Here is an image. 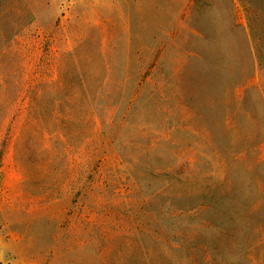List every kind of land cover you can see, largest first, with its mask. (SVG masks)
<instances>
[{
	"label": "rangeland",
	"instance_id": "374dc122",
	"mask_svg": "<svg viewBox=\"0 0 264 264\" xmlns=\"http://www.w3.org/2000/svg\"><path fill=\"white\" fill-rule=\"evenodd\" d=\"M28 1L0 37L27 71L0 67V264H179L171 246L210 214L164 185L197 193L198 158L264 204V0ZM96 49L108 75L88 137L80 107L32 79Z\"/></svg>",
	"mask_w": 264,
	"mask_h": 264
},
{
	"label": "trees",
	"instance_id": "16d2710c",
	"mask_svg": "<svg viewBox=\"0 0 264 264\" xmlns=\"http://www.w3.org/2000/svg\"><path fill=\"white\" fill-rule=\"evenodd\" d=\"M239 1L244 3L247 9L254 3V0ZM29 5L33 6L28 0H0V37L6 39V42L9 39L8 32L17 26H24L27 18L31 16L32 9L28 7ZM88 39V37L81 39L77 49ZM142 62L143 60H140L138 66L141 67ZM47 64L49 67L43 74L35 71L36 75L32 82L47 87L45 91L51 95L50 101L63 103L70 111L80 107L85 122L84 132L89 137L94 131L99 95L108 75L103 55H99L97 49L94 50V55H50ZM0 67L6 69L13 77L22 78L27 73L22 55L15 54L10 45L0 54ZM140 71L137 70L138 75L141 74ZM162 81L163 75L158 73L157 84ZM7 84L15 90L16 85L13 81H7ZM161 141L166 143L168 140ZM158 147L156 144L154 149ZM177 152L167 151L172 158L167 167L174 168L173 159ZM198 160L201 161L203 171L197 173L196 177L205 184L197 193L191 191L179 193L174 190V183H170V180L165 181L167 183L164 189L167 196L186 200L193 196L201 197L205 201L199 203V211H195L196 214L204 212L210 214L192 226L193 229L203 232L202 234L191 237L179 236L177 245L171 246L173 255L179 258V264H264V216H261L264 204L249 200L247 196L250 193L249 187L245 188V194L242 195L240 189L232 183L220 178L214 180V171H204V165L208 164L209 160L206 158ZM179 210L181 211L178 213L171 212V216H178L191 208ZM208 231L212 234L209 235Z\"/></svg>",
	"mask_w": 264,
	"mask_h": 264
}]
</instances>
